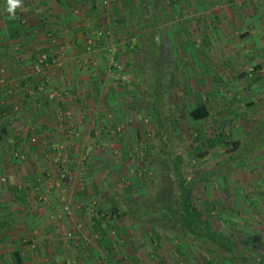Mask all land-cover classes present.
<instances>
[{
	"label": "crops",
	"instance_id": "0c3cea01",
	"mask_svg": "<svg viewBox=\"0 0 264 264\" xmlns=\"http://www.w3.org/2000/svg\"><path fill=\"white\" fill-rule=\"evenodd\" d=\"M3 1L0 0V107L5 106L3 124L11 131L4 144L11 147L10 152L14 144L22 145L26 140L36 145L58 141L71 145L64 153L63 168L57 174L51 168L37 167L36 160L47 159L48 152L31 151L30 147L26 161H33L29 160L27 165L18 163L6 169L5 157L0 160V177L3 183L7 181L6 186H2L0 181V264H168L160 258L163 254L161 249L147 246V235L142 228L137 232L131 230L133 225L131 218L128 219L125 214L124 200L117 199L114 193L117 189L109 181L106 166L113 162V158L107 148L114 138L109 134L104 136L108 129L98 131V126L108 128L111 125L108 120L104 124L102 117L107 113L109 117L112 108L92 101V98L88 102L67 104V108L51 103L52 90H55L53 85L70 89L73 99L78 95L83 100L85 96L95 95L99 88L95 83H100L101 78H114L105 71L111 64L108 45L112 43L118 47L113 48L117 53L115 60H127V54L123 52L128 46L122 47V43L129 40L123 42L121 38L129 37L122 33L131 34L137 28L145 32L151 9L138 22V18H135L138 13L134 14L130 9L137 5V0H22V7L12 16ZM194 3L195 0H171L169 4L165 0L160 11L156 12L159 18L156 43L158 36L165 47L168 43L171 46L170 38L173 44L175 39L176 44H172L168 55L173 62L186 63L182 54H191L186 51L192 37L182 36L183 31L188 30L186 26L193 28L196 23L192 18L198 10ZM182 13L187 17L174 20L173 17L184 15ZM249 14L252 13L244 6H226L220 10L218 21L213 26L229 30V23H233L236 29L234 33L240 31L243 35L245 29L240 30L241 23ZM179 20L180 25L176 30L175 24L169 25ZM204 21L202 27H209L211 22ZM254 23L255 30L246 36L254 37L258 44L256 48L242 40H237L239 44H233L230 40L220 39V55L217 54L215 59L210 48L209 53L203 52L201 61L192 57L191 65L188 61L181 67V77L184 76L185 81L187 76L190 77V81L186 82L189 93H195V86L201 89V94L207 93L202 83L218 77L212 74L218 61L219 64L223 63L225 69V74L219 76L221 83L240 89V77H247L251 73L241 72L244 71L243 58L250 55L249 52L256 55V61L260 64L251 75L258 79L252 81L250 87L257 88L264 83V29L260 30L264 27H260V22ZM101 28L114 32V37L96 38L92 35ZM89 36L94 39L93 50L86 53ZM142 36L138 38L136 35L132 39L141 41ZM201 41L202 45L205 41L211 47L204 38ZM214 45L217 47L216 42ZM243 45L245 48L239 49ZM234 46L235 53L232 51ZM119 47L123 49L119 51ZM41 54H46L49 60L56 58L58 65L51 68L43 64L37 66ZM77 58L81 59V65L75 64ZM140 65L144 73L143 61H140ZM188 68L194 75L195 86L190 83L189 71H184ZM13 85L18 88H13ZM45 85L51 86L46 88ZM9 99H12V104H7ZM92 129H95L94 133ZM71 130L73 133H70ZM36 145L32 146L35 148ZM62 204L70 208L66 218L58 222L51 220V210ZM5 211L11 215V220L8 219L10 215L5 216ZM68 231L72 232V236L67 235Z\"/></svg>",
	"mask_w": 264,
	"mask_h": 264
},
{
	"label": "rangeland",
	"instance_id": "374dc122",
	"mask_svg": "<svg viewBox=\"0 0 264 264\" xmlns=\"http://www.w3.org/2000/svg\"><path fill=\"white\" fill-rule=\"evenodd\" d=\"M168 1L170 4L171 0ZM3 2L7 4L6 0ZM149 2L150 0H137V5L132 6L133 8L130 7L132 13H138L135 17L138 18V22L141 16L149 14L148 9H151L152 0L151 3ZM195 2L194 5L198 10L192 18L196 20V23L193 28L190 25V28L186 26L188 30H184V36H182L183 38H187V35L192 37V41L189 43L192 47L188 46L186 51L187 53L191 52V54H182V58L184 57L187 61L186 63L183 62V59L184 64L180 61L175 62V60L173 62L168 56L171 52L170 47L176 44L175 39L173 40L175 44H173L172 39L167 35L166 38H170L168 41L171 46L167 42L168 46L165 47L164 42L158 36V44L164 51V59L160 61L158 68L163 69L164 71H161L165 72L168 77L165 83L168 91L165 98L161 100L168 118L163 119L164 125L159 134H157V125L154 122V111L152 112L150 109L152 104L148 92L150 89L146 85L145 74L141 71L140 61H143L144 56L140 51L141 41L133 40L136 35L138 38H141V34L144 36V32L139 28L131 34H129L130 32L122 33L129 38L122 39V37L121 41H129L122 43V47L127 45L128 48L124 47L126 51L123 52V54H127V60L120 61L121 63L118 61L122 66L121 77H109L106 80L101 78L100 83H95L99 86L95 95L85 96L83 100L78 95L73 99L74 97H71L73 92L70 89H62L58 85H53L55 90H52L54 95H52L51 103L63 105L67 108V104L88 102L92 98V101H98L99 104L112 108L109 117L108 113L103 117L100 115L104 120V124L108 120L111 121V125L108 128L106 126L101 128L99 125L100 130L98 131L104 132L108 129L104 136L109 134L114 138V141L108 145L109 147H106L112 155L110 157L113 158L112 165L110 163L106 166V169H108L109 181H112L113 186L117 189L114 193L117 199L124 200L126 211L130 205L136 206V204L142 203L153 186L157 166L161 162L160 166L167 169L170 174V203L175 209L182 211L181 190L178 179L192 180V205L202 212L204 218L211 223L213 230L224 236H229L230 241L233 243V252L243 259L249 258L247 264H264V137L251 153L243 155V157L238 155V146L232 144L233 141H237L245 146L250 145L261 134L260 124L264 123V83L257 86V88L247 86L251 80L250 78H252L248 75L247 77L241 76V80H238L241 86L240 89L232 87L231 84H223L219 76L225 74V69L223 63L219 64L218 61L213 69L215 72L212 73L214 77H218L202 83V87L207 88V93H200L201 89L195 86V80L192 79L194 76L192 71L190 72L189 68L184 69L185 72L189 71L190 83L195 86V93L192 94L187 91L186 83L190 81V77L187 76L185 81L184 76L181 77L179 73L182 70L181 67L188 64V61H190V65L192 64L190 58L196 57L201 61L203 52L209 53L210 48L214 59L217 54L220 55L218 43L220 39L230 40L233 44H239L237 40H242L248 46L252 48L255 46L256 48L258 44L254 37L251 35L246 36V34L255 30L254 26L256 25L254 22H260V27H264V0H195ZM226 6L232 8L244 6L249 13H252L248 17L246 16L248 19H243L241 23L240 30L245 29L243 31L245 34H240V31L235 34L236 29L233 23H229V30L213 26L215 21H218L220 10ZM180 8L182 11L183 7ZM203 10H206V12L203 13ZM186 15L173 18L176 20L187 17ZM204 20H209L212 25L210 24L211 26H206V28L202 27L204 26ZM175 22L169 23V25L175 24L176 30L180 25V20ZM262 29L264 28L260 30ZM175 30L171 32L174 34ZM108 32L107 37H114V32ZM167 32L169 33V31ZM243 36L246 37L242 38ZM163 38L166 40L165 37ZM202 38L207 40L211 47L205 41L202 45ZM209 40L211 41L209 42ZM215 42L217 47L214 45ZM244 46L242 48L239 46V49L243 50ZM114 47L112 43L108 45L109 55L110 50ZM115 48L118 49V47ZM121 48L119 47V51ZM235 49V46L232 47L234 53ZM92 50L93 48H91ZM86 53H88V50H86ZM249 53L250 55L243 58V66L241 64L244 70L241 72L244 74L255 72V67L259 64L256 61V55ZM112 56H117V53ZM196 58L195 60H197ZM76 61L75 64L81 65V59L77 58ZM221 71L223 72L221 73ZM19 86L22 85L19 84ZM45 86L49 88L51 85ZM12 87L18 88L14 85ZM69 98H71V101ZM154 99L157 108L160 103V96L157 92L154 93ZM8 101L7 104L13 103L12 99ZM201 103L208 106L209 116L204 120L194 121L189 117L188 111L192 106ZM5 112L0 113V123H3L2 118L6 115ZM92 130L94 133L95 129ZM70 133H73V131L71 130ZM208 138L218 139L216 145L210 148L205 156L197 157L193 152L194 148L201 146L204 149L207 144L205 141ZM32 145H36V143L33 141L30 143L26 140L22 145L20 143L14 144L11 152V147L9 146V148L8 144L1 145L0 160L5 157L3 161H7L4 163L6 169H8V166L13 167L18 163L27 165V163L32 162L31 159L26 161L30 154L28 151L30 147L31 151L33 149L42 150L44 154L48 152L47 159L36 160V165L41 169L44 167L51 168L57 174L58 170L61 171L63 168V156L65 151L68 150V145L71 144L58 141L40 143L35 148ZM14 152H18L22 157L15 156ZM178 156L181 157V160L178 162L180 176L177 177L175 163ZM106 178H103V180ZM1 179L2 176L0 177L2 186H6L7 181L3 183ZM156 200L154 199V201ZM158 203L159 207L162 206V203L159 201ZM9 215L6 212L5 216ZM127 216L128 219L131 218L129 215ZM158 216V213L152 211L147 214H140L142 221L140 223L133 222L130 219L133 225L131 230L137 232L142 228L147 235V246L152 249H161L163 254L160 258H163L164 263L240 264L238 260H230L233 253H224L223 255L226 256L221 257L219 256V254H222L221 250L214 249L207 242H197L189 238L183 240L179 234H174L171 230L167 231L158 224H145L146 218ZM8 219H12L11 215Z\"/></svg>",
	"mask_w": 264,
	"mask_h": 264
},
{
	"label": "trees",
	"instance_id": "16d2710c",
	"mask_svg": "<svg viewBox=\"0 0 264 264\" xmlns=\"http://www.w3.org/2000/svg\"><path fill=\"white\" fill-rule=\"evenodd\" d=\"M7 1V0H6ZM165 0H152L151 5V15L147 18V22L145 26L147 30L144 32V36L140 43V51L143 56V64H144V74L146 79V85L150 89V99L151 106L150 109L152 112L154 111L155 118L154 122L157 125V134H159L160 129L163 128V119L168 118L167 113L163 108V98L167 94V74L162 72L158 66H160V61H162L163 53L162 47L156 43L155 36L157 34L156 27L159 24V18L156 12L160 11L162 2ZM7 6V4H6ZM257 68V66H256ZM164 71V70H163ZM162 72V74H161ZM253 73V72H252ZM252 73L249 74L251 80L248 83V86L251 85L252 81L258 79V77L251 76ZM161 74V75H160ZM247 76V75H245ZM162 80V81H160ZM157 92L160 96V103L158 107H155L154 103V93ZM5 110L4 107H0V113ZM188 115L194 121L204 120L209 116V108L205 103L194 105L188 111ZM261 126V134L255 138L250 145H244L237 141H233V145H237V149L239 150L238 155H248L252 152V150L256 147L258 143L262 141V137H264V123L260 124ZM11 131L7 128L6 124L0 123V146L5 143V141L10 137ZM218 139L208 138L205 142H207L206 146L201 148V146H196L193 150L194 154L197 157L205 156L208 150L216 145ZM241 146V147H240ZM177 162L175 163V171L177 173V177L180 176L178 162L181 160V157H177ZM157 170L155 173V180L153 182V186L150 188V191L144 197L142 203L136 204V206H129L126 215H129L133 222H142L140 218V214H147L148 212H156L159 214L158 217H148L144 221L145 224L155 225L158 224L165 230H171L174 234H179L181 239H192L197 242H207L214 249L221 250L222 254L219 256L224 257V253L231 254L230 260L236 261L240 264L249 263V258L243 259L239 255L233 252V243L230 241L229 236H224L220 234L218 231L213 230L211 223L204 218L202 212L195 208L192 205V180L185 181V179H178V185L181 190V208L180 212L178 209H175L170 203V190L171 182H170V174L167 169L163 168L161 162L158 163ZM167 192V194H166ZM154 199H157L154 201ZM158 201L162 203V206H158ZM173 207V208H172ZM116 211V210H114ZM217 238V239H216ZM225 240V241H224ZM254 264V263H251Z\"/></svg>",
	"mask_w": 264,
	"mask_h": 264
},
{
	"label": "built area",
	"instance_id": "2783aa9c",
	"mask_svg": "<svg viewBox=\"0 0 264 264\" xmlns=\"http://www.w3.org/2000/svg\"><path fill=\"white\" fill-rule=\"evenodd\" d=\"M92 35L97 37H107L109 35L108 31H105L104 28L95 30ZM94 44V39L92 36H89L87 38V42H86V50L91 51V48L93 47ZM110 63L109 66L106 68V71L108 73H110L111 75L114 76V78L117 77H121V73H122V66L118 63L117 60L114 59V57L112 56L113 53L115 52V50H113V48L110 50ZM44 65L46 67L51 68V66H55L58 64L57 59L56 58H52V59H48V56L46 54H41L36 62V65ZM38 68V67H37ZM123 79V78H122ZM124 80V79H123ZM14 155L17 157H22L21 154H19L18 152H14ZM70 212V208L67 204H62L59 205V207H54L51 210V213L49 215L50 219L53 221H61L62 219L66 218L67 214ZM68 236H72V232L68 231L67 232Z\"/></svg>",
	"mask_w": 264,
	"mask_h": 264
},
{
	"label": "clouds",
	"instance_id": "9594fccd",
	"mask_svg": "<svg viewBox=\"0 0 264 264\" xmlns=\"http://www.w3.org/2000/svg\"><path fill=\"white\" fill-rule=\"evenodd\" d=\"M22 7V0H7V12L11 15H15L18 8Z\"/></svg>",
	"mask_w": 264,
	"mask_h": 264
}]
</instances>
